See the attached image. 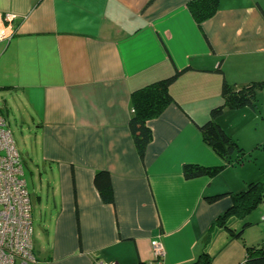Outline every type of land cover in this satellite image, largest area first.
I'll use <instances>...</instances> for the list:
<instances>
[{"label": "crops", "instance_id": "0c3cea01", "mask_svg": "<svg viewBox=\"0 0 264 264\" xmlns=\"http://www.w3.org/2000/svg\"><path fill=\"white\" fill-rule=\"evenodd\" d=\"M189 1L0 0V26L14 31L0 41V111L31 175L36 264H247L246 247H264V195L246 214L231 210V194L264 183V87L255 109L217 118L257 157L226 163L197 128L222 102L223 81H264V0H220L200 27ZM175 71L173 101L146 121L140 159L131 92ZM185 165L220 170L185 178ZM99 171L109 174L112 203L94 184ZM152 240L164 246L160 259Z\"/></svg>", "mask_w": 264, "mask_h": 264}, {"label": "trees", "instance_id": "16d2710c", "mask_svg": "<svg viewBox=\"0 0 264 264\" xmlns=\"http://www.w3.org/2000/svg\"><path fill=\"white\" fill-rule=\"evenodd\" d=\"M219 1L190 0L187 3L190 15L198 27H200L203 21L215 14ZM180 74V71H175L165 78L153 81L131 92L132 114L128 126L140 159L143 158L145 148L151 139V132L146 126V121L157 117L173 101L169 93V87ZM262 87H264V81H251L239 89H235L233 85L223 81L221 86L222 102L210 109L208 119L205 122L197 125L203 141L226 163L232 162L234 158H236V161L243 162L246 157L237 141L228 135L219 125L217 118L225 109H237L244 106L255 109L257 107L256 90ZM219 170V168L185 165L183 167V174L185 178H192L201 175H213L219 172ZM93 181L103 202L112 203L113 194L109 174L105 171H99L95 174ZM262 195H264V183L251 182L248 184L247 189L231 194L233 200L231 210L238 216L246 214L262 199ZM220 197V195L211 196L207 197L206 200L214 202ZM227 213L219 217L217 224H221L218 221L223 220ZM222 225H226L225 221ZM226 226L225 228L234 232V236H241V231L235 232L229 226ZM246 249L247 264H264V247L257 248L256 246H251L246 247ZM192 264H209V260L205 258L197 260Z\"/></svg>", "mask_w": 264, "mask_h": 264}, {"label": "built area", "instance_id": "2783aa9c", "mask_svg": "<svg viewBox=\"0 0 264 264\" xmlns=\"http://www.w3.org/2000/svg\"><path fill=\"white\" fill-rule=\"evenodd\" d=\"M13 16L5 14L9 22ZM14 34L9 24L0 26V41ZM261 220H264L262 212ZM155 259L164 256L162 242H150ZM36 264L32 247L30 197L23 177L22 160L5 119L0 111V264ZM95 264H118L97 261Z\"/></svg>", "mask_w": 264, "mask_h": 264}, {"label": "rangeland", "instance_id": "374dc122", "mask_svg": "<svg viewBox=\"0 0 264 264\" xmlns=\"http://www.w3.org/2000/svg\"><path fill=\"white\" fill-rule=\"evenodd\" d=\"M258 104V103H257ZM258 130H259V139L261 140L260 142H259V144H260V148H264V122H262V123H260V125L258 126ZM17 135V134H16ZM14 140V139H13ZM16 146V148L17 149H19L20 150V140H18V144L17 145H15ZM19 146V147H18ZM255 149H253L252 151H254ZM261 151H264V150H261ZM259 153V152H258ZM253 153L251 152L250 153V157H252L251 155H252ZM20 156V155H19ZM255 155L253 154V157H254ZM258 156V163H264V153H261V154H258L257 155ZM257 156H255V157H257ZM245 160H244V162H248L249 161V156H247V155H245ZM21 158V160H22V157H20ZM22 166H23V170H24V175H23V177H24V179H25V181H26V184H27V186H28V188L30 189V187H31V175H30V172H29V169L27 170V166H26V164L24 163V162H22ZM28 167H30V166H28ZM15 264H17V262L15 263Z\"/></svg>", "mask_w": 264, "mask_h": 264}]
</instances>
